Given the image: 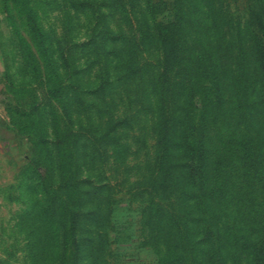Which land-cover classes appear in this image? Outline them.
Masks as SVG:
<instances>
[{"label": "rangeland", "instance_id": "rangeland-1", "mask_svg": "<svg viewBox=\"0 0 264 264\" xmlns=\"http://www.w3.org/2000/svg\"><path fill=\"white\" fill-rule=\"evenodd\" d=\"M30 1L68 115L34 68L23 15L0 0V264H61L68 206L78 218L79 264H207L214 242L221 264H250L252 243L264 232V71L253 37L264 40V0ZM219 14L231 30L222 41ZM172 24L180 27L184 54L171 76L184 78L185 66L210 49L220 65L223 106L212 110L204 80L173 88L177 144L166 189L158 164L159 29ZM238 64L245 74L239 87ZM189 113L193 142H205L201 195L187 181L190 158L181 144ZM56 123L69 127L74 147H64ZM231 133L247 134L262 150L263 181L255 186L241 170L225 183L216 178V147ZM64 151L74 156L66 171L70 200L59 190Z\"/></svg>", "mask_w": 264, "mask_h": 264}, {"label": "trees", "instance_id": "trees-1", "mask_svg": "<svg viewBox=\"0 0 264 264\" xmlns=\"http://www.w3.org/2000/svg\"><path fill=\"white\" fill-rule=\"evenodd\" d=\"M5 3L8 6V9L11 6H14L23 15L24 21L29 28V32L32 38V45L36 48V51H34L30 42H26V47L28 49L34 68L36 69L38 75L42 77V79H47L46 85H49L47 88V93L49 94V96L52 98V100L58 102L60 104V107H62L64 114L68 115L67 108L65 106L62 96L61 87L55 81V72L45 43L44 33L37 20L36 15L34 14L31 1L5 0ZM226 19L227 17L225 16H221L220 19L216 18V26L221 27L219 28V34L222 32L220 41H222V39L225 40L226 38L230 37L231 34V30L229 29V25ZM253 34L256 45L255 49L258 55L260 65L264 71L263 36L257 32H253ZM159 39L162 44L164 62L163 73L160 80V84L163 89V95L162 111L159 123L158 164L162 179V186L163 188L167 189L171 180L172 171L171 149L177 144L172 134V126L176 120V116L175 114H173L174 112L171 108V95H173V98L175 97L173 93V88L176 90L179 88H186L187 86L190 87L192 83H186L188 79L204 80V84L201 85V88L206 90L207 95L210 96V107L215 113L220 112L222 109L223 94L220 81V65L219 62L215 60V54L210 49L207 48L206 50H204V53L199 54L197 58L191 62V65L185 66L183 74L184 78H178V76L175 74L174 76H171V72L176 66L181 63L184 54V47L179 25L172 24L170 26L164 25V28L161 27L159 29ZM240 64H238V73L235 75V82L238 84V87L242 84L245 75L243 72V66ZM9 83L10 86L13 88L14 84L12 82ZM167 91L168 93H170L169 96L167 94ZM237 91L240 96H243L242 93L244 92L241 87L238 88ZM34 107H37L36 103L34 104ZM189 114L190 116L187 120L188 126L184 131L183 137L181 138V144L187 150V153L190 158L189 169L186 173V178L190 184L196 187V190L201 195V192L205 191V189L207 188L205 184V142L203 140V137H201L203 141L200 140L199 143L193 142L192 137L193 132L196 131V125L192 121V113ZM56 130L58 131L59 136L62 139L64 147H67L65 143H69L72 147H74V144H72L73 136L69 127H67V129H61L59 124L56 123ZM220 137L221 141H219L216 147L217 158L215 164V173L217 180L222 178L223 183L228 182V178L231 175H234L235 171L239 172V170H241L243 172V175L246 176V183H250L251 185L255 186L256 182H262V150L255 143V141L252 140L250 136L244 133L239 135L231 133L221 135ZM32 143H35L37 146L48 145L46 140L35 139L32 140ZM65 155L66 154L64 151L63 168L65 172L62 179V184L59 186V190L61 191V194L63 196H67L66 199L70 200L74 188L69 176H66V171H71L70 161L74 159V156L65 157ZM44 158L46 166L49 169V161L51 160V158L48 154L45 155ZM47 187L46 189L48 190L49 186L47 185ZM224 187L225 186L217 184L215 188L217 191L224 192ZM53 189L54 188L52 186L51 191ZM211 196L212 195H210L209 197ZM63 224V252L61 255V264H67L68 260H70L72 257L73 264H79L80 242L77 238L78 218L76 213L72 210L71 206H68V214L66 217V221ZM208 233L209 238L213 239V232L211 228H209ZM262 235H259L260 238H258L252 243L251 250L253 252V256L250 264H264V238L262 237ZM217 242L219 243V241ZM210 246L211 247L207 251L206 263L221 264L224 260L223 252L221 251V246L218 245L216 247L215 242L212 243Z\"/></svg>", "mask_w": 264, "mask_h": 264}]
</instances>
